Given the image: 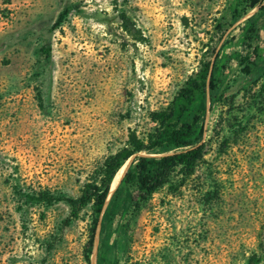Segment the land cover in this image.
Returning a JSON list of instances; mask_svg holds the SVG:
<instances>
[{"label": "rangeland", "instance_id": "374dc122", "mask_svg": "<svg viewBox=\"0 0 264 264\" xmlns=\"http://www.w3.org/2000/svg\"><path fill=\"white\" fill-rule=\"evenodd\" d=\"M3 41L0 264H264V0L246 12L237 0H0ZM251 46L249 77L238 58ZM210 76L214 92L188 109L202 115L201 158L150 197L133 190L111 219L113 194L75 219L34 200L107 181L128 140L151 133L148 113ZM185 148L136 152L109 186L138 153Z\"/></svg>", "mask_w": 264, "mask_h": 264}, {"label": "trees", "instance_id": "16d2710c", "mask_svg": "<svg viewBox=\"0 0 264 264\" xmlns=\"http://www.w3.org/2000/svg\"><path fill=\"white\" fill-rule=\"evenodd\" d=\"M262 0H237V7H240L241 12H246L252 9ZM232 19L238 18V12L234 9L232 12ZM63 19V13L60 14L53 26H57ZM253 29L249 28L245 31L244 40H249ZM23 41V39H22ZM21 41V42H22ZM5 43L3 41L0 45ZM248 51L245 55L238 58V65H240V73L244 76H253L257 63L256 47H247ZM214 81L210 76L208 82L205 79L188 80L183 85L176 97L173 107L168 111H157L148 113V120L153 125L151 133L144 139L130 138L128 140L127 148L122 151L123 155H118L111 165V171L107 181L97 184H86L78 197L71 198L63 195H50L46 192L39 193L34 199L45 205H52L57 202L64 203L69 212V218L75 219L79 212L86 206L93 208V212L97 215L103 205L106 194L109 190V181L113 174L119 168L122 161L126 160L132 154L139 151H152L154 149H163L170 151L181 147H188L193 145L203 134V119L202 115L199 117L188 114V109L192 101L191 97L200 91L203 94L204 88H208L214 92ZM211 99V103H212ZM212 105V104H210ZM199 112H203V98L198 104ZM199 121V124L197 122ZM202 145L195 146L185 152L166 158L154 159L150 157H136L135 165L131 169H127L124 173L118 187L113 192L108 211L109 219L113 218V209L119 204L124 205L131 200L133 190H138L146 198L150 197L163 183L167 175L171 172L177 164L190 168L193 164L201 158ZM110 168V167H109Z\"/></svg>", "mask_w": 264, "mask_h": 264}, {"label": "water", "instance_id": "95a60500", "mask_svg": "<svg viewBox=\"0 0 264 264\" xmlns=\"http://www.w3.org/2000/svg\"><path fill=\"white\" fill-rule=\"evenodd\" d=\"M207 110H208V107H207V105H206V112H207ZM195 146H193V145H190V146H188V147H186L184 150H182V151H180V152H178V153H174V154H168V155H166L165 157H172V156H174V155H179V154H181V153H183V152H185L186 150H189V149H192V148H194ZM143 156H145L143 153H138L137 154V157H143ZM145 157H147V156H145ZM126 172V171H125ZM124 172V173H125ZM118 174V173H117ZM117 174L114 176V178L112 179V182H111V184H110V186H109V190H108V192H107V194H106V197H105V199H104V202H103V207H102V210H105V208H106V206H107V204H108V201H109V198L111 197V195L113 194V192L115 191V189L117 188V186L111 191L110 189H111V187H112V184L114 183V179L116 178V176H117ZM124 175V174H123ZM123 175H122V177H123ZM119 184V183H118ZM111 191V192H110Z\"/></svg>", "mask_w": 264, "mask_h": 264}, {"label": "bare ground", "instance_id": "6f19581e", "mask_svg": "<svg viewBox=\"0 0 264 264\" xmlns=\"http://www.w3.org/2000/svg\"><path fill=\"white\" fill-rule=\"evenodd\" d=\"M124 170H125V169L122 168V169L120 170V172H118L116 178L114 179V183L112 184V187H111V189H110L111 191H112V190L114 189V187L116 186V183L118 182L120 175L124 173Z\"/></svg>", "mask_w": 264, "mask_h": 264}]
</instances>
